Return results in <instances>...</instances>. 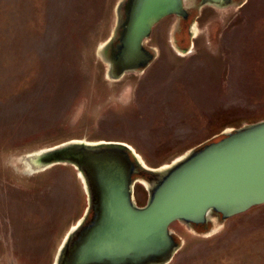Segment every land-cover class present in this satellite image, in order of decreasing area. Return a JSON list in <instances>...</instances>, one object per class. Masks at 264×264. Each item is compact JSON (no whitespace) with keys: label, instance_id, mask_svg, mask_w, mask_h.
<instances>
[{"label":"rangeland","instance_id":"rangeland-1","mask_svg":"<svg viewBox=\"0 0 264 264\" xmlns=\"http://www.w3.org/2000/svg\"><path fill=\"white\" fill-rule=\"evenodd\" d=\"M122 1L0 0V264H53L86 209L73 166L27 173L25 154L121 142L155 169L264 120V0L201 8L185 53L176 17L162 19L145 42L150 65L113 79L99 49ZM134 193L144 206V183ZM170 227L181 241L170 264H264V204L204 235Z\"/></svg>","mask_w":264,"mask_h":264},{"label":"water","instance_id":"water-1","mask_svg":"<svg viewBox=\"0 0 264 264\" xmlns=\"http://www.w3.org/2000/svg\"><path fill=\"white\" fill-rule=\"evenodd\" d=\"M229 3L200 0L199 6ZM191 6L193 0L120 2L117 16L119 22L124 17L123 32L117 54L106 61L107 75L118 79L128 71L142 73L155 58V50L145 47L155 25L172 15L185 17ZM110 43L102 45L100 55ZM218 137L155 169L121 142L71 140L25 154L27 173L73 166L87 195L85 212L63 238L53 264H170L181 247L172 223L193 231L215 215L213 231L228 218L263 205L264 120ZM139 182L148 192L144 206L134 198Z\"/></svg>","mask_w":264,"mask_h":264},{"label":"flooded vegetation","instance_id":"flooded-vegetation-1","mask_svg":"<svg viewBox=\"0 0 264 264\" xmlns=\"http://www.w3.org/2000/svg\"><path fill=\"white\" fill-rule=\"evenodd\" d=\"M241 1L242 0H230L229 4L219 5L217 7L216 6H210V5H207V6H210V7L215 8V9H219V8L223 9V8H230V7L239 8L238 4ZM199 4H200V0H193V6H191L189 8H186L187 15L185 17L175 16L177 21H178V22L175 23V25L177 27L176 34H177L178 38L175 37L174 41L175 42L177 41L178 47L181 48V51L184 52V53L189 50L188 49V45H187V43H185L184 45L182 44V46H181L180 43L181 42L183 43L185 40L187 41V40H189L191 38L190 36L193 34L192 30H193V24L195 22L194 21L195 15L198 14L197 12L201 8L207 7V6L200 7ZM172 16H170V17H172ZM123 21H124V17L120 19V22L117 19L116 26L117 25L118 26L115 27L116 29L113 32V36L110 39H108V41H107V42H111V43L108 46H106V48H104V52L105 53L103 54V57L105 58L106 61H110L117 54V49H118V46L120 45V40H119L120 39V35L123 32V28H122ZM180 25H186L187 26L184 33H181L182 30L180 28ZM182 34L185 35V36H184V39L181 40V39H179L180 38L179 36L182 35ZM212 217H214L213 220L212 221H208L203 226L202 225L201 226H195V229L197 230V232H199L200 234H205V233H208L209 231H211L212 227H214L212 224H213L214 221H216V218L218 216L213 215ZM196 230H193V231H196Z\"/></svg>","mask_w":264,"mask_h":264},{"label":"trees","instance_id":"trees-1","mask_svg":"<svg viewBox=\"0 0 264 264\" xmlns=\"http://www.w3.org/2000/svg\"><path fill=\"white\" fill-rule=\"evenodd\" d=\"M218 138H221V137H218ZM217 139V138H216Z\"/></svg>","mask_w":264,"mask_h":264}]
</instances>
